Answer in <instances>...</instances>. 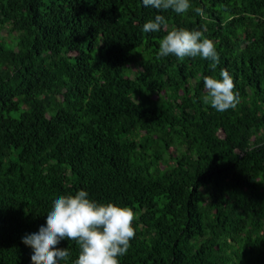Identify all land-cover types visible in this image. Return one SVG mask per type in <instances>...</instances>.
Wrapping results in <instances>:
<instances>
[{
    "label": "trees",
    "instance_id": "obj_1",
    "mask_svg": "<svg viewBox=\"0 0 264 264\" xmlns=\"http://www.w3.org/2000/svg\"><path fill=\"white\" fill-rule=\"evenodd\" d=\"M189 2L0 0V264H32L22 238L81 189L135 213L120 264H264V0ZM179 28L213 41L215 70L157 59ZM221 69L240 100L223 113L203 103Z\"/></svg>",
    "mask_w": 264,
    "mask_h": 264
},
{
    "label": "clouds",
    "instance_id": "obj_2",
    "mask_svg": "<svg viewBox=\"0 0 264 264\" xmlns=\"http://www.w3.org/2000/svg\"><path fill=\"white\" fill-rule=\"evenodd\" d=\"M143 6L158 11L171 9L176 14H185L190 9L189 0H142ZM195 12L203 15L201 8ZM167 27L163 15L143 24V32H159ZM174 55L179 60L186 57H201L210 61L215 70L220 57L213 41L204 37L202 31L185 28L172 29L159 42L157 59ZM220 79L204 77L206 95L203 103L217 112L235 109L239 104V93L234 92L235 84L226 69H221ZM131 208L113 203L101 204L88 198L85 190L75 195L59 196L52 202L45 225L37 233L26 234L22 243L32 249V264H67L71 253L57 245L63 241H74L78 246V258L73 264H120L119 257L127 254L130 241L135 236Z\"/></svg>",
    "mask_w": 264,
    "mask_h": 264
}]
</instances>
